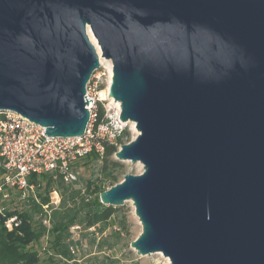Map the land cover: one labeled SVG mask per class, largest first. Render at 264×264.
Wrapping results in <instances>:
<instances>
[{"label":"water","instance_id":"1","mask_svg":"<svg viewBox=\"0 0 264 264\" xmlns=\"http://www.w3.org/2000/svg\"><path fill=\"white\" fill-rule=\"evenodd\" d=\"M137 137L114 157L143 172L100 192L131 200L140 255L170 264H264V0H0V112L82 136L86 85Z\"/></svg>","mask_w":264,"mask_h":264},{"label":"trees","instance_id":"2","mask_svg":"<svg viewBox=\"0 0 264 264\" xmlns=\"http://www.w3.org/2000/svg\"><path fill=\"white\" fill-rule=\"evenodd\" d=\"M101 88V87H100ZM104 108L97 105L95 124L107 123ZM129 131L121 130L117 145H107L102 157L89 154L75 164L73 169L97 162V178L66 182L59 173H44L31 176L29 183L34 186L33 192L23 200L19 209L9 210L0 200V264H127L132 262V251L120 249V256L108 239L114 234L105 233L121 208L105 206L99 201L100 192L119 182L124 165L113 155L118 147L128 142ZM4 174L0 158V178ZM108 181V186L101 183ZM16 189V188H15ZM56 191L59 202L51 201V194ZM2 193H0V199ZM2 204V205H1ZM14 217L15 224L6 227L5 221ZM118 234L126 233L123 218L116 221ZM81 232L75 238L71 228ZM45 239L44 257H41L38 246ZM83 242V243H82ZM86 246V251L78 253ZM131 264H135L134 262Z\"/></svg>","mask_w":264,"mask_h":264},{"label":"built area","instance_id":"3","mask_svg":"<svg viewBox=\"0 0 264 264\" xmlns=\"http://www.w3.org/2000/svg\"><path fill=\"white\" fill-rule=\"evenodd\" d=\"M96 78L92 75L86 85L85 94L92 102L88 101L86 106L89 122L82 136H49L43 132L44 127L17 113L0 112V158L4 168L0 191L3 186H11L25 198L34 189L29 178L44 173H59L69 182L76 178L73 169L77 162L89 154L102 157L107 145H117L122 130L119 125L120 106L114 114L110 108L104 107L102 93L108 94V91L98 88ZM98 103L104 108V116L109 120L107 123L95 124ZM52 194L55 204L58 194L56 191ZM13 224L14 217L5 221L8 228Z\"/></svg>","mask_w":264,"mask_h":264},{"label":"rangeland","instance_id":"4","mask_svg":"<svg viewBox=\"0 0 264 264\" xmlns=\"http://www.w3.org/2000/svg\"><path fill=\"white\" fill-rule=\"evenodd\" d=\"M89 36L94 39L95 42L94 45L99 50V54H98L99 63H100V57L104 60L103 64L100 63V67L93 72V75H96L97 77L96 80H97L98 88L101 90H105L106 92L108 91V86L112 77V65L110 60H107L104 57H102L100 48L97 45L96 40L92 36L90 31H89ZM103 95H104V101H103L104 107L110 108L111 113L114 114V112H116L119 103L115 102L114 99L109 97L107 93H103ZM119 125L122 130L127 129L129 131L128 142L134 140L137 137L138 132L136 131L135 124L133 122H120ZM121 162L124 165V169H123V174L119 177V182L123 179L125 174L137 175L143 172V167L138 162L136 163H131L130 161H121ZM75 176H76V180L79 181V186L83 185L84 180L86 179L97 178L98 177L97 162H91L86 166L81 165L76 169ZM0 183H1V178H0ZM108 184H109L108 181H104L101 183V186L106 187L108 186ZM0 193H2V197L0 200H2V204L5 208L9 210H13V209H19L21 207L22 204L20 203V201L23 200L24 197H22V194L19 190L11 186H3ZM52 196L53 194H51V201L53 202L55 201V199L52 198ZM58 202H59V196H58ZM118 208H121L122 211L118 213V215L114 218L112 222V226H110L108 230L105 232L108 235L109 234L115 235V236L111 235L108 241L112 245L116 243L114 245V249L117 251L116 255L120 256V251H121L120 249L131 250L132 262L125 260V263L127 264H131L133 262L135 264H170L169 259L163 256L161 252L151 253L150 255H140L136 252V250L130 247L131 241H133L141 233L142 226L138 217L135 215V209L131 200L125 201L124 205ZM121 218L125 220L127 232L118 234L119 228L117 227L116 221ZM70 231L75 238L77 237L79 238L81 235V232L77 231L75 227H72ZM45 242H46L45 239H41L40 244L42 245V247L38 246L41 257L45 256L44 255V249L46 248ZM82 249L83 250L78 251V253L86 251L85 244L82 247ZM41 264H47V263L41 262Z\"/></svg>","mask_w":264,"mask_h":264},{"label":"bare ground","instance_id":"5","mask_svg":"<svg viewBox=\"0 0 264 264\" xmlns=\"http://www.w3.org/2000/svg\"><path fill=\"white\" fill-rule=\"evenodd\" d=\"M88 34H89V30H88ZM90 37V36H89ZM90 39H91V41L93 42V43H95L94 42V39L92 38V37H90ZM97 49V48H96ZM97 51H98V54H99V50L97 49ZM103 62H104V60L100 57V63L101 64H103ZM102 95H103V93H102ZM116 102V101H115Z\"/></svg>","mask_w":264,"mask_h":264}]
</instances>
